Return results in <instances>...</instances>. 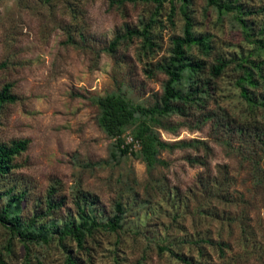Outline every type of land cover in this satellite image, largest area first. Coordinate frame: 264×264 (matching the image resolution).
Returning <instances> with one entry per match:
<instances>
[{
    "label": "rangeland",
    "instance_id": "1",
    "mask_svg": "<svg viewBox=\"0 0 264 264\" xmlns=\"http://www.w3.org/2000/svg\"><path fill=\"white\" fill-rule=\"evenodd\" d=\"M168 1L0 0V90L8 84L15 97L0 104V145L28 141L0 177V209L16 198L19 223L47 230L44 241H34L0 223V264H62L66 254L75 264H200L192 243L204 232L227 247L221 260L207 247L202 264H264V109L246 107L234 85L239 64L264 56V0H216L221 7L186 0L170 20ZM184 12L207 49L185 53L204 71L177 66L172 86L184 95L208 80V92L161 126L135 113L119 129L134 134L143 123L167 144L147 165L105 134L97 100L115 95L133 109L156 105L166 81L156 65L181 35ZM130 30L147 39L123 37ZM217 60L227 66L213 79L208 70ZM187 156L206 164L190 165ZM218 192L226 202L213 197ZM200 204L216 217L199 215ZM115 206L117 229L95 228L81 249L53 233L69 219L77 224L76 207L88 223L103 225Z\"/></svg>",
    "mask_w": 264,
    "mask_h": 264
},
{
    "label": "trees",
    "instance_id": "2",
    "mask_svg": "<svg viewBox=\"0 0 264 264\" xmlns=\"http://www.w3.org/2000/svg\"><path fill=\"white\" fill-rule=\"evenodd\" d=\"M157 5H161V0H150ZM179 3L180 5H186V0H169L168 1V19L170 20L175 12V4ZM208 3L214 5L215 7H221V5L216 0H208ZM183 27L182 32L179 37H175L171 42V48L169 51V56L162 64L156 65V69L162 72L166 81L162 87V94L159 97L155 106L145 109H133L127 104V102L120 96L107 95L101 97L97 100V104L100 110L99 123L108 137H119L124 134V132L117 134L119 129L124 125L128 124L132 118L133 114L137 113L142 115V117H147L151 120L154 125L161 126L162 121L165 120L171 113L182 114L184 113L185 107L196 106L197 103H200V96L206 95L208 92L209 81L203 80L199 84H195L186 94L179 95L177 94L172 86V83L177 80V74L175 73V67L183 68L189 71L191 75H201L204 71V63L200 60H195L185 53V48L189 46H196L197 49L206 53V46L202 39L197 38L192 33V22L190 17L184 12L182 14ZM145 31V30H144ZM138 33L134 30L126 31L123 34V37H131L141 35L145 39L147 36L145 34ZM116 39L110 42V47L113 49ZM258 47L260 51L264 53V38H260L258 42ZM227 63L222 60H217L216 63L211 66L208 70V75L216 79L218 78ZM4 68V64L0 63V69ZM239 73L238 77L234 82L235 87L238 89V93L245 106L252 108H263L264 109V95L261 97L254 96V91H264V56L260 58L259 56L253 58L244 64H239ZM10 86L5 84L1 87L0 90V104L3 103H12L15 100V97L11 95L9 91ZM179 105H176V104ZM134 139L139 143V149L132 153L131 155L140 154L143 161L147 165H151L156 160V154L159 150L164 149L167 144L161 141L156 134V132L146 124H141L137 131L134 134H130ZM119 140V139H118ZM114 140V143L117 149L126 154L123 150L119 148V141ZM199 143V142H195ZM27 140H18L13 141L9 145H0V177L7 175L13 169V160L20 153L24 152L27 148ZM183 145V144H182ZM127 155V154H126ZM130 155V156H131ZM186 162L190 165L205 166V160L202 157H189L185 158ZM215 198H220L221 201L226 202L224 195L219 192L214 194ZM16 198L10 197L6 202L5 206L0 209V223L3 225H8L11 231L19 238H27L37 241H44L45 234L47 230L39 225L35 231L31 230V225L19 223L18 216L14 213V202ZM50 203L48 202L47 206ZM117 206H115V209ZM77 213H79V221L77 224L73 223V220H67L63 228L58 231L54 228L53 233L58 236V239L61 241V238L69 236L75 242V245L78 249H81L83 244V239L85 234L91 235L95 228L101 227L105 230L114 232L119 223V209H116V215H114L110 220H108L103 225H98L97 223L92 222L88 223V214L84 213L83 210H78L76 207ZM205 207L200 204L198 206L199 215L204 214L206 217H216V214L209 209L203 210ZM224 224V222H221ZM60 237V238H59ZM197 239L193 241L192 245L196 246V252L198 257L205 262L208 259V254L205 249L207 247L213 248L219 256V259H223L224 250L227 247L226 244L219 240H214L208 234L197 233ZM191 245V243H189ZM172 253V252H170ZM184 264L185 260H182ZM200 262V264H202ZM62 264H75V260L70 254H66Z\"/></svg>",
    "mask_w": 264,
    "mask_h": 264
},
{
    "label": "built area",
    "instance_id": "3",
    "mask_svg": "<svg viewBox=\"0 0 264 264\" xmlns=\"http://www.w3.org/2000/svg\"><path fill=\"white\" fill-rule=\"evenodd\" d=\"M119 141V148L123 150L127 155H131L139 149V143L128 133H124L119 137H115L113 140Z\"/></svg>",
    "mask_w": 264,
    "mask_h": 264
}]
</instances>
